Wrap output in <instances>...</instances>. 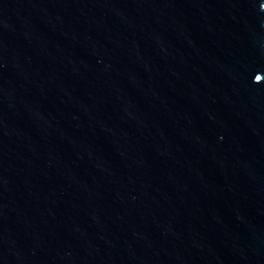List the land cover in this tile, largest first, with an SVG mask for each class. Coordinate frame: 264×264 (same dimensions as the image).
<instances>
[{
    "label": "water",
    "instance_id": "obj_1",
    "mask_svg": "<svg viewBox=\"0 0 264 264\" xmlns=\"http://www.w3.org/2000/svg\"><path fill=\"white\" fill-rule=\"evenodd\" d=\"M0 264H264V0H0Z\"/></svg>",
    "mask_w": 264,
    "mask_h": 264
}]
</instances>
